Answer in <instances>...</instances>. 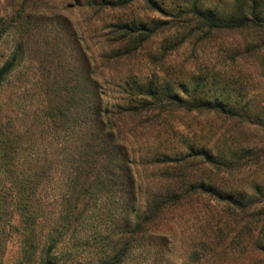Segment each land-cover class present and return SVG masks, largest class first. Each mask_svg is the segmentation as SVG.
I'll use <instances>...</instances> for the list:
<instances>
[{
  "label": "trees",
  "instance_id": "16d2710c",
  "mask_svg": "<svg viewBox=\"0 0 264 264\" xmlns=\"http://www.w3.org/2000/svg\"><path fill=\"white\" fill-rule=\"evenodd\" d=\"M166 1L83 0L80 7L100 13L141 3L154 12L171 9L185 16L180 26L195 37L240 36L243 60L259 65L254 71L260 69L264 82V0H219L214 6L204 0H169L170 8ZM28 23L20 19L18 27ZM108 28L112 38L105 43L111 58L118 59L137 54L160 30L156 24L136 21L113 22ZM2 39L0 34V44ZM28 48V37L16 44L0 68V88L19 68ZM162 83L131 76L112 82L109 88L96 85L91 99L80 95L78 84L52 90L55 98L47 102L43 120L59 131L45 137L49 144L43 148L39 180L54 196H62L57 232L69 236L49 238L53 249L43 250L37 264L59 260L60 252L53 254V250L66 246L68 239L88 249L86 217L89 210L100 208V202L105 203L108 224L89 260L78 264H125L136 242L161 229L166 217L187 206L202 216L206 230L182 264H264V96L256 89L255 97L246 102L224 94L204 99L197 87L190 92L183 84ZM176 112L215 114L238 128L239 136L248 142L232 151L215 152L213 147L197 146L181 137L170 151L161 150L158 143L134 150L143 146L138 134L149 132ZM254 133L261 134L258 141ZM128 140L133 145L130 151ZM140 163L159 167L163 183L143 185V177L138 180L133 170ZM226 168L233 169L223 171Z\"/></svg>",
  "mask_w": 264,
  "mask_h": 264
},
{
  "label": "rangeland",
  "instance_id": "374dc122",
  "mask_svg": "<svg viewBox=\"0 0 264 264\" xmlns=\"http://www.w3.org/2000/svg\"><path fill=\"white\" fill-rule=\"evenodd\" d=\"M218 1L204 0L208 6ZM81 4L83 0H0V68L19 41L28 37L29 42L21 65L0 88V264H37L43 250L53 249L49 238L69 236L57 232L62 196L57 193V199L39 180L43 148L49 144L45 137L59 131L43 120L47 102L55 98L53 89L78 84L80 95L91 99L96 85L109 88L112 82L136 76L183 84L190 92L197 87L204 99L222 98L224 94L246 102L258 91L264 96L260 69L254 71L259 65L243 60L240 36L195 37L180 26L186 17L171 9L168 13L154 12L136 3L125 10L98 13L81 8ZM165 4L170 8L169 0ZM20 19L30 23L18 27ZM129 21L156 24L160 30L137 54L111 58L105 43L112 38L108 25ZM92 79L96 81L93 85ZM239 132L215 114L176 112L155 123L149 132L138 134L143 146L134 150L154 148L157 143L161 150H169L186 137L197 146L227 152L247 141ZM253 135L256 141L261 137L260 133ZM131 142L126 141L129 151ZM158 168L140 163L133 170L138 180L143 177V185L158 187L163 183ZM58 183L64 186V182ZM100 203V208L89 210L86 217L84 227L90 230L91 239L88 249L68 239L66 246H55L53 254L60 255L54 264L89 260L97 237L108 224L105 203ZM202 219L193 206L166 217L161 229L135 243L125 264H182L204 235ZM103 234L109 236L108 232Z\"/></svg>",
  "mask_w": 264,
  "mask_h": 264
}]
</instances>
